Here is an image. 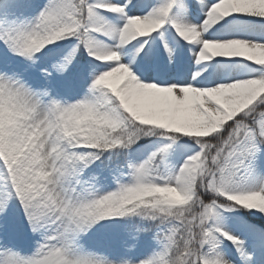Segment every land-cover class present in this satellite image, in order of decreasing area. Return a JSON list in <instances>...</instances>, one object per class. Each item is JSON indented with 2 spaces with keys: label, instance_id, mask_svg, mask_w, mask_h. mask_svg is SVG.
<instances>
[{
  "label": "snow or ice",
  "instance_id": "snow-or-ice-1",
  "mask_svg": "<svg viewBox=\"0 0 264 264\" xmlns=\"http://www.w3.org/2000/svg\"><path fill=\"white\" fill-rule=\"evenodd\" d=\"M0 264H264V0H0Z\"/></svg>",
  "mask_w": 264,
  "mask_h": 264
}]
</instances>
